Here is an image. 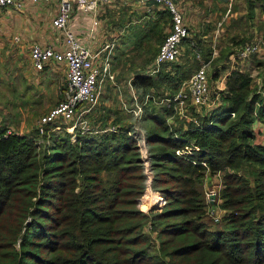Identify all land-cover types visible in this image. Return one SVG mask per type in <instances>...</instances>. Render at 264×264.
Here are the masks:
<instances>
[{
  "label": "trees",
  "instance_id": "16d2710c",
  "mask_svg": "<svg viewBox=\"0 0 264 264\" xmlns=\"http://www.w3.org/2000/svg\"><path fill=\"white\" fill-rule=\"evenodd\" d=\"M256 53L250 67L230 69L209 111L190 102L176 110L174 77L160 70L133 77L137 100L112 111L111 125L76 121L70 131L56 120L45 132L36 124L2 135L0 264H264V55ZM185 144L199 149L178 154ZM219 169L226 214L211 228L203 181ZM148 188L159 202L145 209Z\"/></svg>",
  "mask_w": 264,
  "mask_h": 264
},
{
  "label": "crops",
  "instance_id": "0c3cea01",
  "mask_svg": "<svg viewBox=\"0 0 264 264\" xmlns=\"http://www.w3.org/2000/svg\"><path fill=\"white\" fill-rule=\"evenodd\" d=\"M133 1L134 3L129 0H100L98 7L93 11H84L73 4L72 13L67 23L68 28L72 29L82 41L91 46L94 52V65L102 70L105 62L109 61L113 78L102 76L99 96L100 99H105V104L111 106L112 111L116 109L125 111L127 97L138 95L139 89L133 86L131 82L133 77L137 75L156 74L160 70L162 73L169 72L174 77L173 82L175 83L172 85L174 96L182 83L188 81L191 73L198 66L200 61L198 53L203 58L212 57L208 71L213 66H218L219 70L221 69L217 72V77H220L219 82L223 83L221 84V88H223L230 69L237 66L231 64L230 69L222 72L224 60L227 58L228 61H233V51L222 62H219L222 59H217L220 48L216 47L215 41L220 40L221 33H219L220 28L218 27L224 20H227L226 24L231 19L236 22L235 19L240 18L243 21L250 14L249 24L236 23L235 26L239 28H227L226 36L238 34L240 37H245L250 34V38L244 41L253 40L257 37L264 38L263 0H178L189 33L181 42L177 59L164 62L153 71V60L160 42L170 29L171 17L163 4L157 2L144 4L137 0ZM136 1L140 5H137ZM34 3L35 6L44 7L42 10L44 14L38 11L16 10L13 7H0V124L4 126L12 127L7 122L6 115L13 117V114H23L28 109H34L38 104L42 105L43 103H45V111H47L55 102L64 98L67 88L64 61L51 58L41 69L35 68L32 64L30 46L34 42L50 43L56 47L63 46L62 31L51 25V19L57 10L58 0L46 2V7L40 5L41 2ZM130 8H135V13L136 10H140L145 14L143 19L146 20V25L145 22L144 24H136L138 27L134 25L129 28L127 34L130 35H122V29H115L113 25H119L120 13L128 10L133 11ZM31 16L37 17L35 22L29 21ZM133 18L134 20L137 19L136 17ZM168 19L170 20L169 27L164 23V20L167 21ZM218 19L216 24L218 26L209 30L210 32H204V28H198L201 26L207 28L210 25L212 27ZM109 20L110 22H108ZM246 27L251 28L247 34ZM200 30L202 34L197 39L195 36ZM10 33L14 34L12 39L9 38ZM150 37L156 41L155 51H151L146 46ZM204 39L213 44L203 52L199 43L204 46ZM21 40L25 44L18 42ZM244 41L235 44L233 49H236ZM16 46H19L18 51L23 52V57L16 56ZM24 47L27 48L24 49ZM256 54L263 56L264 49ZM164 91L167 93L169 89L165 88ZM125 96H127L126 99ZM56 98H58L57 101ZM113 98L119 99V105H110L114 104ZM167 98L165 97V99ZM217 98H219V94ZM187 99L181 108L173 98L174 108L182 112ZM189 100L192 103L190 98ZM137 104L142 106L140 102H136ZM192 104L196 106L194 103Z\"/></svg>",
  "mask_w": 264,
  "mask_h": 264
},
{
  "label": "built area",
  "instance_id": "2783aa9c",
  "mask_svg": "<svg viewBox=\"0 0 264 264\" xmlns=\"http://www.w3.org/2000/svg\"><path fill=\"white\" fill-rule=\"evenodd\" d=\"M25 1L50 2L52 0H0V7H13L21 10L24 8ZM140 1L163 4L171 17L170 29L160 42L152 63V70L155 71L162 63L177 59L180 53L181 42L188 35L189 28L185 23L178 0ZM99 2L100 0H58L57 10L51 19V25L62 31L63 46L56 47L50 43L43 44L40 42H34L30 46V58L35 68H43L45 63L51 58L57 61H64L66 65L67 88L65 96L38 118L37 127L39 132H45L46 125L52 121L74 118L79 107H81L79 113L86 112L98 101L102 76L105 75L113 78L109 61L105 62L102 70L94 65V52L91 46L82 41L72 29L67 27L73 4H76L84 11H93L98 7ZM263 49L264 38L257 37L240 44L232 53V57L234 60H243L248 58L252 53ZM197 55L200 61L196 69L191 73L186 83L187 87L181 86L173 96L181 108L184 106L185 99L187 98H190L195 105H206L210 101L208 65L212 61V57L207 59L200 57V53ZM131 109L137 115L141 111V105L137 104ZM231 114L234 115V112L231 111ZM75 122L68 126V129L73 128ZM77 122H84L81 126H85L86 120L83 118ZM56 126L59 127L60 125ZM85 127L88 128V125ZM15 131L9 125L4 126L0 124V137ZM138 144L140 150L144 152L143 140L139 141ZM198 149L199 146L197 144H185L183 147L177 148L176 152L185 155L187 153L192 154L194 150ZM192 160L196 161L194 158ZM201 162L205 163L204 160H201Z\"/></svg>",
  "mask_w": 264,
  "mask_h": 264
},
{
  "label": "rangeland",
  "instance_id": "374dc122",
  "mask_svg": "<svg viewBox=\"0 0 264 264\" xmlns=\"http://www.w3.org/2000/svg\"><path fill=\"white\" fill-rule=\"evenodd\" d=\"M129 1L134 3L133 0H129ZM137 1L141 2L140 0H137ZM139 2H137V5H140ZM28 3H30V4H28ZM141 3L145 4L146 2H141ZM34 4H35L34 2L25 1L24 8L21 9V10H23V11L26 10V11H31V12H37L38 11V12L44 14V11H42V10H44V7L40 8L38 6H35ZM46 4H47L46 2H41L40 3V5H44V6ZM29 7H31V8H29ZM130 10H133V11H129L128 10V11L121 12L120 16H119V19H120L119 20L120 21L119 25H113V27L115 29L116 28H119V30L122 29V35L129 33V28H132L134 25H135V27H138L137 26L138 24H144V22L146 21L145 19H143L145 14L142 11L136 10V13H135L134 12L135 8H130ZM133 17H136L137 19L134 20ZM36 18H37L36 16H31L29 21L30 22H35ZM110 20L108 22H110ZM235 20H236V22L233 19H231V20H229V22L227 24H226L227 20H224L221 23V25L218 27V28H220L219 33H221V36H220V40L215 41L216 45H217V46L216 45L215 46L217 48L219 47L220 50L222 48L223 49H230V52H232L233 50H231V49H233L235 44H237L234 41L239 39V38H241L240 35L239 36L236 35V36H228L227 37L226 36V31L228 30L227 28H231V27L232 28L233 27L239 28L238 26H235L236 23L237 24H242V25L243 24L244 25L245 24H249V20L250 19L246 18V19H243V21H242L240 18H238V19H235ZM218 21H219V19L216 20L215 25H213L212 27L210 25L207 28H205V26H201V27H198V28H201V29L204 28V32H210L209 30H211L212 28H216L218 26V25H216ZM40 22H41V20H40ZM164 23H165V25L167 27H169L170 20L169 19L167 21L164 20ZM145 25H146V22H145ZM163 28H164V26H163ZM250 29L251 28L246 27V34L249 33L248 30H250ZM137 31H138V29H137ZM201 34L202 33H201V30H200L199 32H197V35L195 37L197 39H199L198 37ZM127 35H130V34H127ZM13 36H14V34H12V33L9 34V38L10 39H12ZM251 36H252V34H251ZM124 37H125V35H124ZM242 37H244V36H242ZM247 38L248 39L250 38V34L245 37V39H247ZM18 42L21 43V44H25V43L22 42V40L18 41ZM238 43H240V42H238ZM211 44H213L211 41L208 42L206 39H204V46L202 44H200V43H199V46L202 47V50L204 52V50L206 48L210 47ZM146 46H148L149 49H151V51H153V50L155 51V48L157 47L156 46V41L150 37V38H148V43L146 44ZM26 48L27 47H24V49H26ZM18 49H19V46H16V48H15L16 52L15 53H16V56L21 58V57H23V52L18 51ZM230 52H228L227 54H229ZM222 61L223 60H220L219 62H222ZM231 64L232 65L241 66L243 68H245V66L246 67H250V65H251V64H249V58H246L245 60L244 59L243 60H238V61L234 60V59H233V61H231V60L228 61L227 58H226L224 60V62L222 63V69H223L222 72L224 73L225 70L230 69L229 67H230ZM220 70H219L218 66H215V67L213 66L208 71V74H209V88H210V101H209V103H210L211 106H214L217 103V101L219 100L217 98V96H218V94H220V91L222 89L221 88V86H222L221 84H223V83L219 82L220 77H217L218 76L217 72L220 71ZM251 71L253 73H256V69L255 68H253ZM66 83H67V81H66ZM186 83L187 82H183L182 83V87L186 88L187 87ZM224 87H225V81H224ZM170 88L173 89V91H174L173 87H170ZM126 97L127 96H125L124 98L126 99ZM0 100H1V98H0ZM48 100H51V99H48ZM48 100H46V101H48ZM55 100L57 101L58 98H56ZM136 100H137V97H136ZM57 102H55L54 104H56ZM113 102H114V104H110V105H119V99L118 98H113ZM125 102L127 103V100H125ZM188 102H190L189 99L186 100V105H187ZM209 103L206 104V105L205 104L196 105L195 107H196V109H198L197 111H205L206 109H208V111H209L211 109V106L209 105ZM39 105L40 104H38L36 106L37 109L36 108H34V109L30 108V109L27 110L26 113H23V114H13L14 115L13 117L11 115H6L7 116L6 120H7L8 123H10V125H12V127L16 131L26 132L28 130H31L33 127H35V125L38 122V118L43 114V112L45 111V108H46L45 107V103H43L40 106ZM126 105H128V104H126ZM85 106H87V105H85ZM80 109H81V107L78 108V111L76 112L74 118L63 120L64 123H67L68 126H70L75 121H80L81 119H83V117H84L83 113H79ZM91 109H93L92 112L90 114H88L87 116H85V118L87 120L85 122V126L89 125L91 127H99V126L111 125V123H113L112 119L114 117V113L112 112L111 106L105 104V99H100V96H99L97 103L93 104ZM98 111H100V113H98ZM169 119H171V117ZM78 123H79L78 126L83 127V129L86 128L85 126H81L84 122H78ZM69 130L71 131V130H73V128H71ZM222 173H223V169H219V170H217L215 172H212V173L209 172L208 175L204 176V178H205L204 181H203L204 195L209 200V203H214L213 205L209 206V214L206 217H204V220L206 221V223L211 228L214 227L217 223H219L218 221H221L223 219L222 218L223 215L226 214V209L222 208L220 206V202L222 201V198L220 197L219 191H220V189H221V187L223 185ZM211 193H213V194L211 195ZM158 202L159 201H158V196H157L156 192L151 190V188H148V192H147V194L145 196V199H144V208L146 209L149 206L157 205Z\"/></svg>",
  "mask_w": 264,
  "mask_h": 264
}]
</instances>
